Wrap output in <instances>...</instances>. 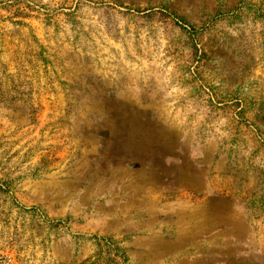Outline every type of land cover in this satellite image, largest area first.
<instances>
[{"label":"rangeland","instance_id":"1","mask_svg":"<svg viewBox=\"0 0 264 264\" xmlns=\"http://www.w3.org/2000/svg\"><path fill=\"white\" fill-rule=\"evenodd\" d=\"M0 264H264V0H0Z\"/></svg>","mask_w":264,"mask_h":264}]
</instances>
